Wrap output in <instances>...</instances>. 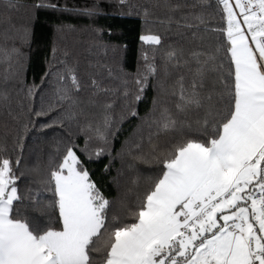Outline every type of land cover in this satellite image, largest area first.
Instances as JSON below:
<instances>
[{"label": "snow or ice", "instance_id": "snow-or-ice-1", "mask_svg": "<svg viewBox=\"0 0 264 264\" xmlns=\"http://www.w3.org/2000/svg\"><path fill=\"white\" fill-rule=\"evenodd\" d=\"M216 6L221 26H209L203 14L194 17L197 24L184 25L218 33L213 51L194 50L183 63L175 50L167 53L174 67L189 66L191 80L177 79L175 111L160 104L148 119L150 150L136 158L150 159L158 171L123 218H109L111 202L71 143L48 181L55 198L48 207L58 210V219L14 212L18 177L10 159L0 156V264H264V0H216ZM140 40L161 44L151 33ZM143 59L140 93L156 72L147 54ZM69 78L78 92L77 77ZM92 87H99L95 80ZM58 99H71L68 90H58ZM189 114L195 127L180 119ZM109 123L105 117V127ZM97 137L106 142L99 128Z\"/></svg>", "mask_w": 264, "mask_h": 264}, {"label": "trees", "instance_id": "trees-1", "mask_svg": "<svg viewBox=\"0 0 264 264\" xmlns=\"http://www.w3.org/2000/svg\"><path fill=\"white\" fill-rule=\"evenodd\" d=\"M40 3L45 6L37 7ZM11 4L0 0V156L10 159L18 177L21 200L14 202V212L45 222L49 217L58 219V210L48 207L55 199L48 181L71 143L90 179L111 202L109 218L112 214L123 218L125 206L136 202L147 178L158 171L150 159L136 158L150 150L148 137L154 129L148 119L160 104L175 111L172 92L177 79L182 75L186 84L191 80L189 66L174 67L167 62V53L175 50L183 63L194 50H214L218 33L206 31L204 25H184L197 24L194 17L203 14L209 26H221L216 0H125L123 4L120 0H11ZM149 33L161 37V44H143L141 35ZM145 54L156 72L148 76L140 93L136 80L147 71ZM72 73L80 83L78 92L72 89ZM93 80L98 88L92 87ZM63 89L71 99H58V90ZM105 117L110 121L107 127ZM180 119L195 127L194 114ZM98 128L106 142L97 137ZM166 139L162 136L158 143L163 145ZM98 148L103 154L89 159L88 153Z\"/></svg>", "mask_w": 264, "mask_h": 264}]
</instances>
